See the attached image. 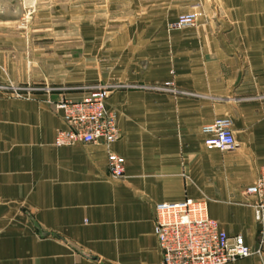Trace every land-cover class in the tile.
I'll return each instance as SVG.
<instances>
[{"label": "crops", "instance_id": "crops-1", "mask_svg": "<svg viewBox=\"0 0 264 264\" xmlns=\"http://www.w3.org/2000/svg\"><path fill=\"white\" fill-rule=\"evenodd\" d=\"M38 4L30 37L0 22V85L38 89L0 91V264H158L154 206L186 198L255 248L244 191L264 167V0ZM94 87L110 91L119 140L54 146L53 104ZM222 118L237 147L208 151L201 129ZM107 151L124 159L121 181ZM262 250L228 264H264Z\"/></svg>", "mask_w": 264, "mask_h": 264}, {"label": "built area", "instance_id": "built-area-1", "mask_svg": "<svg viewBox=\"0 0 264 264\" xmlns=\"http://www.w3.org/2000/svg\"><path fill=\"white\" fill-rule=\"evenodd\" d=\"M195 21L194 13L180 15L174 26H191ZM109 92L104 87H94L90 89L89 96L82 100H61L56 103V109L62 112L65 128L56 133L54 146L102 144L107 147L118 141L117 113L106 106ZM201 133L208 151L227 152L237 147L232 122L228 118L216 119L204 125ZM107 171L110 180L121 181L124 178V159L107 151ZM244 195L255 197L254 219L258 226L255 248L247 246L240 235L228 236L218 222L208 217L204 200L186 198L154 206L153 233L161 256L158 264H228L262 255L264 167L259 170L255 183L245 189Z\"/></svg>", "mask_w": 264, "mask_h": 264}, {"label": "rangeland", "instance_id": "rangeland-1", "mask_svg": "<svg viewBox=\"0 0 264 264\" xmlns=\"http://www.w3.org/2000/svg\"><path fill=\"white\" fill-rule=\"evenodd\" d=\"M38 1L39 0H33L31 3V1L29 2L27 0H0L1 25H5L8 31L11 27L16 26L17 30L22 32L25 37L27 35L30 37L33 19L39 7ZM26 64H29V62L26 61ZM0 87H2L0 91L12 93L14 96L24 95L25 97H30L32 93L38 91L37 88L30 87V85L18 87L0 85ZM53 106L56 109L55 103Z\"/></svg>", "mask_w": 264, "mask_h": 264}, {"label": "bare ground", "instance_id": "bare-ground-1", "mask_svg": "<svg viewBox=\"0 0 264 264\" xmlns=\"http://www.w3.org/2000/svg\"><path fill=\"white\" fill-rule=\"evenodd\" d=\"M27 1H29V2L31 1V3H32L33 0H27Z\"/></svg>", "mask_w": 264, "mask_h": 264}]
</instances>
